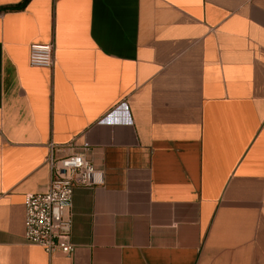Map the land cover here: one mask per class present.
Wrapping results in <instances>:
<instances>
[{
	"label": "crops",
	"instance_id": "0c3cea01",
	"mask_svg": "<svg viewBox=\"0 0 264 264\" xmlns=\"http://www.w3.org/2000/svg\"><path fill=\"white\" fill-rule=\"evenodd\" d=\"M86 142L49 255L25 198ZM0 264H264V0H0Z\"/></svg>",
	"mask_w": 264,
	"mask_h": 264
},
{
	"label": "built area",
	"instance_id": "2783aa9c",
	"mask_svg": "<svg viewBox=\"0 0 264 264\" xmlns=\"http://www.w3.org/2000/svg\"><path fill=\"white\" fill-rule=\"evenodd\" d=\"M31 67L51 69L54 66V45H31ZM92 144L86 142L71 155L49 156L51 179L46 191L25 198V241L42 248L47 254L70 256L72 221L66 214L73 205L75 190L98 185V170L90 158Z\"/></svg>",
	"mask_w": 264,
	"mask_h": 264
}]
</instances>
